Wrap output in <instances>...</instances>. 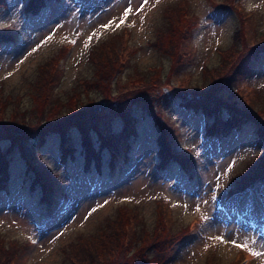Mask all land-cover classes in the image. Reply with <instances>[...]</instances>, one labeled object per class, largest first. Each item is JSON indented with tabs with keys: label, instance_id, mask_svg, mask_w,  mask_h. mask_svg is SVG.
Masks as SVG:
<instances>
[{
	"label": "rangeland",
	"instance_id": "obj_1",
	"mask_svg": "<svg viewBox=\"0 0 264 264\" xmlns=\"http://www.w3.org/2000/svg\"><path fill=\"white\" fill-rule=\"evenodd\" d=\"M25 1L0 0V38L11 37L16 32L19 34L14 38L23 37L15 50L11 43L0 44V138L14 139L12 144L21 138L16 147L31 150L26 152L30 164L35 167L43 164L41 168L46 171L47 184L52 185L60 181L46 158V153L54 149V143L47 139L40 145H30L28 139L42 141L33 131L24 130L26 135L18 136L14 135L16 131L10 134L3 131L11 129L10 113L33 111L22 116L26 121L24 128L34 127V122L62 117L70 121L65 127L77 130L86 127V132L93 131L97 137L109 130L100 139L105 146L111 144L113 150L107 148L115 156L118 152L123 158L125 150L126 155L129 153V169L135 176L131 183L137 186L119 192L103 186L89 188L85 185V207L79 217L60 233L37 242L33 252L27 243L32 236L29 228L33 224L26 225L24 218L13 214L18 211L15 206L4 207L0 201V264H109L114 257L106 259L103 250L97 257H90L94 246L100 243L112 252L114 247V253L123 252L122 259L111 264H139L135 256L148 264H232L238 256L245 257L241 253L249 254L230 243L221 244L212 239L223 236L226 240H236L231 235L233 229L221 219H213V226L206 228L205 236L199 242L185 249L176 248L168 259L167 244L161 253L153 243L161 238H172L184 226L186 231L193 216L205 214L201 213L200 206H207L213 196L227 193L231 176L235 188L264 172V138L258 145H249L251 139L246 135L247 147L241 140L234 155L220 157L214 164L215 169L210 168L213 165L210 163L208 186L194 200L177 191L169 203L155 202L166 195L165 189L151 184L141 187L140 184L142 180L148 182L151 179L148 173L156 166L153 158L158 157L157 154L169 153L174 159L180 160L184 156L189 159L187 151H195L190 143L195 139L189 140L192 132L197 136L196 128L209 118L210 125L213 120L221 119L215 115L217 108L213 111L214 105L221 106L223 119L229 115L227 110L246 115L247 123L241 127L244 130H264V73L258 81L249 79L256 76L250 69L249 53L259 52L264 47L255 45L264 42V0H160L154 8L151 4L155 0H150L145 13L141 14L143 21L141 15H130L120 28L113 24L108 30L102 29L101 25L114 19L118 23L116 18L122 15L128 0H111L106 13L97 21H93L96 13H90V18L86 16L78 0L66 1L74 12L79 11L86 18L77 19L75 14L52 18L48 16L52 5L42 0L36 11L28 13L24 11L27 8ZM138 2L134 0L132 7L135 8ZM218 16L221 20L216 23ZM58 18L60 22L53 23ZM72 22L76 23L77 30L70 29ZM44 25L49 29L45 30ZM93 32L97 36L89 45L98 44V59L88 63L84 41ZM49 36L52 37L50 40L47 39ZM239 38L250 42H245L247 52L239 53L244 45L233 43V40L239 42ZM72 40L76 43H71ZM69 46L73 48L66 55ZM123 74H127L126 78L121 79ZM239 74L241 78L246 76L241 83H238ZM94 78L99 82L96 89L89 86ZM81 86L87 90V97L81 95L82 100H78L74 90ZM259 88L263 91H258ZM176 94L183 98L187 94L188 100L180 102ZM121 96L128 103H122ZM145 97L151 99L147 106L142 102ZM158 108L162 109L164 119L159 118ZM69 112L71 114L64 115ZM53 115L57 116L51 117ZM132 118L135 133H129V140L140 144L139 147L132 146L128 140L125 148L123 135L129 131ZM171 127H175L180 135L172 134ZM90 137L92 141L96 138L94 134ZM64 139L67 144L73 142L78 150L76 135L69 132ZM105 146L100 148V155L109 154ZM9 166L12 167L10 163ZM8 177L10 179L4 180L7 187L19 182L24 189L29 188L26 179ZM31 187L35 200L42 202L43 212L53 206L50 204L45 209V201L50 202L52 194L61 193L58 187L54 190L49 186L46 191L37 185ZM0 200L4 201L1 194ZM105 201L108 203L99 207ZM93 208L97 211L85 220ZM212 213L217 211L212 208ZM116 223L126 229H119L117 237L109 239L105 233L116 228ZM115 232L116 229L112 234ZM239 234L256 242L250 243L254 250L264 249V244L251 232L245 229ZM254 261L259 264V258Z\"/></svg>",
	"mask_w": 264,
	"mask_h": 264
},
{
	"label": "trees",
	"instance_id": "obj_2",
	"mask_svg": "<svg viewBox=\"0 0 264 264\" xmlns=\"http://www.w3.org/2000/svg\"><path fill=\"white\" fill-rule=\"evenodd\" d=\"M242 39H244V38H242ZM237 42H238L237 40H233V43L236 44V46H238V45H245L246 40L244 41V40H241L239 38V42L238 43ZM249 43L250 42H248L247 44H249ZM259 44H262V43L261 42H258L255 45L256 46H259ZM98 49L99 48L97 46L91 45L88 48L89 51H88V53L85 56L86 57V60L85 61H87L88 63H90L91 61L97 60L98 59V57H97V51H98ZM241 51H246L247 52L248 51V48L244 46V47L241 48V50H239V53ZM114 73H116V69H114ZM126 75L123 74L122 75V79L126 78ZM49 79H50V81H52V79H53L51 73H49ZM94 79L95 80L89 82V86H91V87L95 86V89H96V87L98 86V83L99 82H98V80L96 78H94ZM95 84H97V85H95ZM51 87H52V84H51ZM79 88L80 89H75L74 90V93H75V96H76V98L78 100H82L81 95H83L84 98L87 97V90L84 87H82V86L79 87ZM81 89H83V90H81ZM98 92H101V91H98ZM98 92H96V93H98ZM43 96H44V93H43ZM150 101H151V99H149L148 97H145L142 100V102L144 104H146V105H148ZM67 105H65V106H67ZM65 106H62V107H65ZM38 109H39V107H38ZM57 109H59V108L57 107ZM32 112L33 111L31 109H29V110H24L22 114L21 113H18V114H14V113L12 114V113H10V116H9L10 117V120L9 121H10L11 129H8V130H4L3 129V131H5L6 133H9V134L12 131H20V130L23 131V132H25L24 130H31L34 133H37L38 132L37 134H41V135L48 134V133H52L51 136L54 138V140L57 143L58 142V138L56 137V134H54L55 131L62 132V131H65L66 130L65 131V133H66L70 129V128L67 129V127H65L66 123H68L70 121L64 120L62 117H57V118L48 119V120H42L41 122H34V123H32L34 127L24 128L25 127V124H26V121H24L22 119V116L25 113L30 114ZM69 114H71V112H69L67 114H64V115H69ZM57 115H60V114H57ZM57 115H53L51 117H55ZM69 125H71V124H69ZM7 152H8L7 149L0 151V179L4 178V176H5L4 159H6L5 158V155L7 154ZM58 152L60 154H64L65 153V151H64V149L62 148L61 145L58 146ZM231 177H233V176H231ZM230 181H231V178H230ZM252 181L253 180L251 179V181H249L248 183H250ZM248 183L247 184H244V186L245 185H248ZM235 185H236V183H235ZM233 187H234V185L232 184V187L231 188H233ZM235 189H236V187H235ZM116 225H117V227L114 228V229H116V232L114 234H112L114 229H110V230H108L105 233V235H107V237H110L109 239H115L117 237L118 233H119L118 232L119 229H126V227H122L121 228L117 223H116ZM100 239H103V238H100ZM92 240H94V239H92ZM95 240H96V238H95ZM165 240L166 239H162L161 238L160 241H156L155 243H153V244H155L154 247L156 248L157 251L162 250V247L160 246V243H161V241H164L165 242ZM145 242H147V241H143L142 243H145ZM102 250H103V252H105L107 254V258L106 259H110L111 256L114 257L113 260L111 262H109V264L114 263V262L115 263L119 262V260H117V259L121 258L122 254H123V252L121 250L114 253V247H113V252L110 249L108 250V248H106V247L104 249L103 244L100 243L98 246L97 245L94 246L93 251L90 253V257H94V256L97 257L100 253H102ZM113 254L115 256H113ZM67 256L68 257H71V254H68ZM142 259L143 258H140V257L135 256V261L137 263H139V264H148L149 263L146 260H142ZM67 263H68V261H67Z\"/></svg>",
	"mask_w": 264,
	"mask_h": 264
},
{
	"label": "snow or ice",
	"instance_id": "obj_3",
	"mask_svg": "<svg viewBox=\"0 0 264 264\" xmlns=\"http://www.w3.org/2000/svg\"><path fill=\"white\" fill-rule=\"evenodd\" d=\"M134 0H128V4L127 6L124 8V11L122 13V15L116 19L119 20L118 23H116V20H110L107 24H103L101 25V28L104 30H108L109 28L112 27L113 24H115V28H120L121 25H123L129 18L130 15H141L143 13H145L146 8L149 6L150 4V0H139L137 6L135 8L132 7ZM160 0H155L154 3L151 4V7H155L156 4H159ZM141 21H143V16L141 15ZM97 36L96 32H93L91 35L88 36L87 40L84 41V48L87 49L90 42L92 41L93 37ZM52 37L49 36L47 39L50 40ZM71 43L75 44L76 41L72 40ZM36 51V49H33V52ZM29 55H31V53H29ZM20 63H23V60L20 61ZM12 73H9V76H11ZM7 77H5L6 79ZM219 179V178H218ZM215 196H213V199L215 200ZM108 201H105L104 204L99 205V207H104L105 204H107ZM197 211H199V208L196 209ZM97 208H93L91 209V211L84 217L85 220L88 219L89 216L92 215L93 212H96ZM62 235V233H61ZM31 239V238H29ZM216 241H219L221 244L224 243H230L233 247L242 250V251H247L249 252V254L254 257V258H264V249H261L259 251L254 250L253 247L250 246V243L252 245H254L256 242L255 241H249V240H245L243 242L241 241H237L235 239H225L223 236H216L214 238H212ZM33 243H35V241H33Z\"/></svg>",
	"mask_w": 264,
	"mask_h": 264
}]
</instances>
